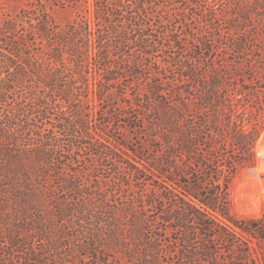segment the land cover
<instances>
[{
  "label": "trees",
  "instance_id": "1",
  "mask_svg": "<svg viewBox=\"0 0 264 264\" xmlns=\"http://www.w3.org/2000/svg\"><path fill=\"white\" fill-rule=\"evenodd\" d=\"M156 10L152 0H92L60 26L42 9L31 24L39 43L27 31L15 36L25 12L0 24V255L9 254L0 264L68 256L71 264H163L165 237L174 233L186 264H264V211L233 215L228 187L239 167L256 165L264 128V107L244 105L247 82L264 72L256 66L264 57V0H222L209 10V32L185 39ZM180 22L187 28L188 19ZM171 61L179 70L173 88H164L158 70L146 77ZM136 80L147 82L151 101L113 91ZM146 121L154 143L146 156L113 133L117 122L135 131ZM75 143L125 163L129 181L148 190L142 205L60 178ZM53 177L57 193L46 196ZM8 207L16 218L1 212ZM110 246L125 257H109Z\"/></svg>",
  "mask_w": 264,
  "mask_h": 264
},
{
  "label": "rangeland",
  "instance_id": "2",
  "mask_svg": "<svg viewBox=\"0 0 264 264\" xmlns=\"http://www.w3.org/2000/svg\"><path fill=\"white\" fill-rule=\"evenodd\" d=\"M183 1L181 5L175 6L171 5L172 2L169 0H152V3L157 6L154 16L157 20L161 18V20L164 21H171L170 27L176 26L178 34L182 39H185V34H194L195 37H197L199 34L204 33V31L209 32L206 22L212 21L214 18L210 16L209 10L211 8H216L222 0ZM91 3L92 0H0V24L11 18H16L25 12L27 19H25L23 23H19L15 36L22 37L27 31V33H31L28 39L33 40V38H35L36 42L39 43V34H35L34 31H31V24H35L40 20L42 9L45 10V14L57 23V25L67 26L69 23L76 20L81 12L84 14L86 8ZM218 15L220 17V11H218ZM185 19H188L187 28L180 22H184ZM213 24L216 28L221 26V22L218 19ZM0 34L3 35L4 31H1ZM221 40L222 39L215 42V48L222 46L224 42H221ZM185 46V51L187 53L191 48V44ZM169 52L173 53L174 50L168 49L165 53L160 52L152 58V62H157L159 64V62L163 61L165 54L169 55ZM259 58L261 60L256 62V66L262 68L264 71V57L259 56ZM173 62L174 61H171V65H164L163 68L161 67L162 69L155 64L154 68L147 72L146 77H153L154 74L151 75V73L160 71L162 75L160 78L164 88H167V90L173 88L176 84V76L179 74V70L173 65ZM93 69L100 72L99 64H94ZM122 81L124 83L127 79L122 78ZM249 81L251 82H247L248 86L244 91V105L247 109L254 108L257 110L258 107H264L261 106V103L264 104V100L260 101V99L264 98V72H261V74L255 73L253 78H250ZM119 87V89L114 87L113 91L119 92V90H125L128 97H135L137 94L136 99H140V101H151L150 98L152 96L144 92L148 89V86L147 82L143 80H136L135 87L131 85H127L126 89L123 86ZM140 93H144L145 98L141 99L139 96ZM104 107H107V104ZM152 107L154 110L155 106L152 105ZM118 124V122L115 123L113 133L120 138L128 136L129 140H127V143L131 149L136 150L138 153H144L145 156L152 153L154 145L151 138L152 133L149 127H147V129L144 127V125H149L147 121L146 123L136 124L137 128L135 131L127 129L125 126H120L118 128ZM32 133L35 132H29V134ZM255 153L256 165L254 167H239L231 178L228 186L231 213L241 218H259L264 211V128L256 143ZM137 156L142 158L141 155ZM138 157L133 156L136 160L139 159ZM68 158V160L62 163V167L59 166V171H61V173L58 176L60 178L73 177L76 179L81 189L90 194L92 193L111 199L113 193H115L119 199V203L129 200L130 202H137L139 207L142 205V196L145 195L148 190H144L140 184L129 181L125 163H118L116 159L111 157L94 155L88 146L78 145V143L72 146L71 154ZM29 167L34 170V166L31 163ZM51 175L56 176L57 174L52 173ZM57 182L60 183V181L55 180V177L47 179L45 184L46 196L57 193ZM10 208L12 207H8L5 211L1 212L3 214L5 213L4 215L6 216H11V218L12 216L16 218L18 215L13 212V208L12 210ZM0 217H3V215L0 214ZM179 235L180 233H174L165 237L163 244L164 251L161 252L160 256L163 259V264H186L185 256H183L184 254L181 252V243L178 241ZM132 241H134V239H132ZM113 249L114 247L110 246L109 253L111 256L109 257H125L123 255L117 256L116 250ZM259 252L264 254V249H259ZM0 257H9V254L0 255ZM70 257L74 256L57 257V264H71L74 260ZM64 259H66V262L63 261Z\"/></svg>",
  "mask_w": 264,
  "mask_h": 264
}]
</instances>
